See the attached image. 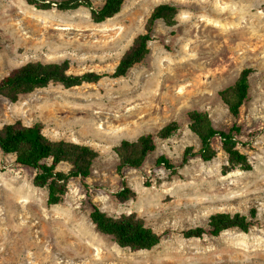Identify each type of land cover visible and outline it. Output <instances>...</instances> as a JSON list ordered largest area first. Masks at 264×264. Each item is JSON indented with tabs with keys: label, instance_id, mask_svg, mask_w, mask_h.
<instances>
[{
	"label": "rangeland",
	"instance_id": "374dc122",
	"mask_svg": "<svg viewBox=\"0 0 264 264\" xmlns=\"http://www.w3.org/2000/svg\"><path fill=\"white\" fill-rule=\"evenodd\" d=\"M104 1L93 0L95 8ZM161 4L179 9L175 22H157L149 55L125 77L70 89L51 84L15 103L0 96V128L40 124L51 140L100 154L91 176L73 179L63 203L49 206L47 190L33 185L35 172L0 151V264H264V0H126L101 24L86 8L41 11L26 0H0V81L31 62L68 61L72 75L112 73ZM248 68L254 71L250 100L235 119L219 92ZM195 110L208 112L218 130L242 127L239 148L251 171L224 173L228 158L219 139L213 142L217 157L200 159V140L186 118ZM174 121L181 130L156 140L143 166L124 170L121 178L113 148ZM188 147L195 154L182 165ZM161 156L177 170L157 165ZM123 181L136 198L120 203ZM92 205L111 217L136 213L161 243L150 251L120 248L96 231ZM251 209L258 219L248 233L183 235L207 227L214 214Z\"/></svg>",
	"mask_w": 264,
	"mask_h": 264
},
{
	"label": "trees",
	"instance_id": "16d2710c",
	"mask_svg": "<svg viewBox=\"0 0 264 264\" xmlns=\"http://www.w3.org/2000/svg\"><path fill=\"white\" fill-rule=\"evenodd\" d=\"M126 0H105L100 8H95L93 0H26V2L41 11L57 9L67 12L80 8L90 11L94 23L101 24L118 15ZM179 9L174 5L161 4L151 13L144 32L138 35L131 47L121 58L112 73L87 72L82 75L69 73L70 63L31 62L17 69L0 81V96L15 103L23 95L49 87L51 84H61L64 88H76L84 84H97L105 78L118 79L125 77L136 65L141 64L150 53L149 45L153 41L155 25L163 21L172 26ZM253 70L244 69L237 81L219 92L223 103L230 114L239 118L240 110L250 100V77ZM189 130L200 140V159L210 162L217 157L213 147L216 139L220 140L221 149L227 155L228 166L224 173L234 170L251 171L253 166L249 157L239 146L238 137L242 134V127L235 124L229 130H218L214 127L208 112L191 111L187 113ZM181 130L179 122H171L161 128L156 134L142 135L136 140H123L119 146L113 148L118 158L117 174L123 178L124 170L140 169L148 156L156 150V140H169ZM0 151L5 155L15 157L16 163L35 172L33 185L48 192L47 204L58 206L63 203L69 192V185L73 179L87 180L100 154L88 145L60 140L53 141L44 134L42 125L25 126L21 121L6 124L0 128ZM194 148L188 147L184 151L182 165H187L194 156ZM69 166L67 171L63 166ZM157 165L175 172L177 166L165 156L157 160ZM122 190L116 194L120 203L136 198V193L122 183ZM90 220L96 231L110 236L122 249L133 252L150 251L161 243V236L147 226L143 218L136 213L111 217L96 205H92ZM258 219L256 209L247 214L217 213L210 217L207 227H196L183 233L186 239H202L206 236L219 237L224 232L239 230L250 232Z\"/></svg>",
	"mask_w": 264,
	"mask_h": 264
}]
</instances>
